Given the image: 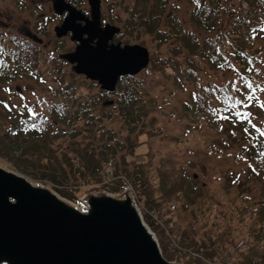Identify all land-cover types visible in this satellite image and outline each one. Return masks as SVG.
<instances>
[{"label":"trees","instance_id":"trees-1","mask_svg":"<svg viewBox=\"0 0 264 264\" xmlns=\"http://www.w3.org/2000/svg\"><path fill=\"white\" fill-rule=\"evenodd\" d=\"M170 2L171 0H130L129 5H125L126 17L123 19L122 32L130 36L147 35L156 44L168 48L167 52H156L150 56L148 67L140 73L147 80L138 79V75L123 77L114 93L100 91L99 95H91L88 101L82 103L76 98L78 88L74 83V75L71 73L67 80L62 71L63 61L58 57L52 59L54 72L50 68L48 72L54 77L59 89L56 92L57 101L50 104L51 117L33 115L19 127L0 135V152H4L0 154L8 156L12 152L11 148L20 149L24 143L26 149L30 145L32 153L23 155L27 156L23 162L28 163V166L24 163L18 165L15 160L13 166L24 167L25 174L32 175L37 181L59 186V177L69 180L64 169L65 164L58 161L54 155L57 150L52 149L53 146L43 151L35 142L45 143L48 140L51 143L57 138L66 137L73 142L71 152L75 153L78 164L75 171L80 172L75 179L81 177L87 181H98L103 175L104 166L110 164L111 178L119 183L123 182L122 179L131 183L140 200L143 195L146 197L149 210L160 209V204L170 201L171 198L194 200L196 195L202 194L194 178H191L190 183V176L176 177L174 173L171 174V170L162 167L158 169L157 177L161 186L168 189L170 199L167 200L161 195L162 199L158 201L156 189L153 195V190L149 187L145 191L147 195L139 193L138 184L141 181L149 182L150 175L142 170L144 163L131 161V157L137 148L139 137L150 134L149 128L155 126L154 132L158 134L157 119L152 117L147 120L150 106L145 101L143 89H153L150 79L160 73L180 88L192 87L184 104L189 130L207 126L217 133L229 132L232 139L220 142L225 146L237 144L246 154L248 173L253 180L264 185V135H261L264 127L253 121L255 116H258L256 118L260 124L261 118L264 119V59L262 47L259 46V42L264 40V0H236L235 12L229 14H225V10L221 12L220 7L224 0H188L191 10L183 19L170 13ZM122 3L120 1V5ZM0 34V82L13 80L18 74L16 66L26 67L25 70L31 73L32 65L39 62V52L28 47L26 43L24 45L27 49H16L8 44L9 40L5 42V36ZM10 39L13 46L19 40ZM228 71L231 73L228 74ZM217 72L230 78L224 84H219L213 80L212 75ZM32 76L38 75L34 73ZM202 78H206L204 85L200 83ZM153 81L158 85V81ZM113 94L117 96L114 105L105 107L100 113L95 112L98 105L103 104ZM106 111L127 129L129 135L126 139H115L113 143L110 138L103 139L108 130L105 129V124L102 125L103 115H100L102 112L106 114ZM80 120L83 125L78 123ZM236 134L242 136L243 143L231 142ZM11 135H20L23 141L18 137L11 140ZM210 146L213 147L212 144ZM213 150L216 152L218 149ZM33 157L37 159L33 161ZM34 162L38 164L35 165ZM31 165L35 169L42 167V170L33 174L28 171ZM109 189L117 191L116 187ZM261 207L263 206L257 209L256 218L254 216L251 219L261 221V227L254 229L252 240L244 243L250 250L244 262L237 264H264V207L263 210ZM145 221L156 234L168 260H173L174 250L168 251V247L172 246L181 247L185 251L180 256L187 259V264H208L209 260L220 264V259L217 258L222 256H219L217 250L209 248L205 240L182 236L179 228L172 229L165 221H155L152 216L145 215ZM173 230L175 233H172ZM167 232L169 236L173 235V244V240L167 237Z\"/></svg>","mask_w":264,"mask_h":264},{"label":"rangeland","instance_id":"rangeland-1","mask_svg":"<svg viewBox=\"0 0 264 264\" xmlns=\"http://www.w3.org/2000/svg\"><path fill=\"white\" fill-rule=\"evenodd\" d=\"M43 1L47 2V0H28L29 10H24L22 7L14 5L12 0H0V28L11 24L13 26L12 35L19 33L18 29L25 26L24 22H29V24L33 25L41 14L47 12V10L38 5ZM120 1L123 2L121 5ZM234 1L236 0H224L223 4H226L224 6L223 4L221 5V12L222 10H225V14L235 12ZM129 2L130 0H103V7L101 8V13L104 14L103 18L110 21L111 18L115 17L116 19L119 17L124 21L123 19L126 17L125 5H129ZM18 4H20L19 0ZM190 10L191 4H189L188 0H171L170 2V13L176 14L180 19L186 18ZM119 26L122 27V24H119ZM3 35L5 36V42L9 40L8 44H10V34ZM17 37L19 36L17 35ZM42 37L44 46L33 45L31 47L40 54L38 64L32 65L33 72L26 71V67L16 66L15 70L18 73L16 77L9 82H0V135H3L9 129L19 127L22 122L33 115L43 114L48 118L51 117L50 104L57 101L56 92L59 87L55 83L54 77L49 74L48 69L50 68L49 70L53 71L51 60L57 59L58 54L68 51L69 48L68 44L61 47L55 40L48 44L51 38L46 34H42ZM18 39L15 41L16 45H12V47L27 49V46L24 45L25 40L20 37ZM114 43H120L122 46H142L148 50L150 56L156 52L168 51L167 47H161L147 35L130 36L122 33L116 37ZM22 44L24 46L20 47ZM259 46L262 47L264 59V40L259 42ZM61 66L67 80L71 77V73L74 75V83L78 88L76 98L80 102L85 103L91 95L97 96L100 94L101 90L96 83L86 80L83 76H77L72 71V68L64 62L61 63ZM34 73L38 76L33 77ZM227 73L230 74L231 72L228 71ZM212 75L214 77L213 80L219 82V84H224L230 78L220 72ZM137 77L138 79H148L140 73ZM153 79L158 81L159 86L156 85ZM150 80L154 88L148 89L146 87V89H143V93H145V101L150 106L147 120L152 117L157 119L158 134L154 132L155 126L154 128H149L148 133L150 134L146 133L147 135L139 137L137 148L133 157H131V161L144 163L141 167L142 170L151 176H149V182L141 181L138 184L139 193H142V195L146 194V188L149 187L153 190V195L156 189L157 192L155 193L158 201L162 199L161 195L168 200V189H164L161 186L157 177L158 169L162 167L171 170V174L174 173L176 177L190 176V183L191 178L195 177V183L198 188H201L202 194L200 196L195 194L194 200L169 198L170 201L160 204V209L149 210L146 206V197L143 195L142 200H140L137 191L131 183L126 179H122L123 182L119 183L118 180L111 178L109 172L112 171V167L110 164L104 166L103 175L100 176L101 179L98 181H93L94 179L87 181L81 177L75 179V176H78L77 173L80 172L75 171L78 164L75 160V153L71 152V143L73 142L66 137L57 138L51 143L48 140H45V143L35 142L38 143L39 149L43 151L53 146L52 149L57 150L54 155L58 158V161L65 164L64 169L67 171L69 180L65 181L59 177L61 181L59 186L44 181H37L32 175L25 174L24 167L17 166L18 168H16L13 166V160L18 165H21L24 163L23 159L32 153L29 148L30 145L25 149L24 143L23 145L20 144V149L11 148L10 151L12 152L8 156L1 155L4 152H0V167L43 184L74 204L92 192L101 191L112 195H120L128 188L143 215L144 221L145 215L148 217L152 216L155 221H165L169 227L179 228L182 236H194L205 240V244L209 248L217 250L219 256H222L217 258L220 259V264L244 262V258L250 250L248 246H244V243L251 241L253 237L252 231L261 227V221H251V219L254 216L256 218V212L260 206L264 207V185L257 180H253L248 173L249 167L246 154L237 144L225 146L220 142L232 139L229 136V132L217 133L207 126L189 130L185 119L187 114L185 115L184 104L192 91L191 86L180 88L171 83L167 77H162L160 73L155 74ZM205 82L206 78L200 80L202 85ZM114 95H111L108 100L116 101L117 96L115 97ZM104 108L102 104L98 105L95 112L100 113L99 111H103ZM100 116H102V121H104L102 125L105 124V129L108 130L104 134L103 139L110 138L113 143L115 139L122 141L127 138L129 135L127 129L123 128V125L116 121L113 116L111 118L108 111H106V114L102 112ZM256 117L258 116H255L253 121L264 127V119L261 118L262 124H260ZM78 123L80 125L84 124L82 120ZM262 131L264 133V129ZM9 137H11V140H15L18 137L23 141L20 135H11ZM241 138V135L236 134L231 142L243 143ZM213 148L218 150L215 152ZM34 159L36 160L37 158L33 157V161ZM34 163L35 165L38 164V162ZM43 163H46L45 160H43ZM24 164L28 166V163ZM72 165L74 168H72ZM41 168L35 169L34 165H31L28 171L34 174L36 171L42 170ZM110 187H116L117 191L110 190ZM160 189L163 190L160 191ZM71 196L72 198H68ZM263 207H261L262 210ZM242 219L244 221H241ZM172 233H175V231L173 230ZM167 237L173 240L171 242L173 244V235L169 236V232H167ZM177 248L179 250H176ZM177 248L169 246L168 251L174 250L173 260H168L164 256L165 259L179 264H187V259L180 256L185 251L181 247ZM208 264L218 263H212L209 260Z\"/></svg>","mask_w":264,"mask_h":264},{"label":"water","instance_id":"water-1","mask_svg":"<svg viewBox=\"0 0 264 264\" xmlns=\"http://www.w3.org/2000/svg\"><path fill=\"white\" fill-rule=\"evenodd\" d=\"M52 2L58 14L69 13L55 32L58 38L75 34V51L63 56L75 74L113 93L120 78L147 68L146 48L109 44L119 29L100 27V0L88 1L91 19L84 25L76 24L83 21L82 14L64 0ZM0 264L179 263L165 259L128 188L120 195L92 192L74 204L43 184L0 167Z\"/></svg>","mask_w":264,"mask_h":264},{"label":"flooded vegetation","instance_id":"flooded-vegetation-1","mask_svg":"<svg viewBox=\"0 0 264 264\" xmlns=\"http://www.w3.org/2000/svg\"><path fill=\"white\" fill-rule=\"evenodd\" d=\"M13 4L18 7H22L24 10H29V2L28 0H19L18 4V0H12ZM30 1V0H29ZM89 0H64V2L69 5L71 8H73L74 10L80 12L83 17V21L81 20H77L76 24H80V25H84L86 19L89 20L91 19V14H90V6L88 3ZM40 7H42L44 10H47V12L45 14H41L38 18L37 21L34 22V24H29V22H24L25 26L23 28H19V33L17 34H12L13 33V26L10 24H8L7 26H2L0 28V33L2 34H10L9 38H17V35L22 38L23 40H25L24 42L26 43V45L28 47H32L34 46H44V39L42 37V34H46L47 36H49L51 39V41L48 44H51V42L53 40H55L56 42H58L61 47H63L65 44H68V51H64L60 54H58L59 59L61 57H63L64 55L74 52L75 51V47L77 45V42H75V34H73L72 32H67L66 35L62 36V37H57L56 36V32H55V28L60 27L63 22L65 21V19L68 16V12L67 11H63L61 14H58L57 12H55L54 7H53V2L52 0H47V2L45 3V1H43L42 3L38 4ZM103 7V0H100V27L103 28L106 25H111V26H116L120 29L119 33L115 34L113 36V39L111 42H109V44H120V43H114L116 37H118L119 35H121L122 32V27L119 26V24H123V21L121 20V18L117 17L115 19V17L109 21L108 19H104L103 15L101 13V8ZM21 8V10H22ZM15 22V20H14ZM119 23V24H118ZM74 25V31H75V22H73ZM21 34V35H19ZM84 38H86V36H83ZM37 38L38 40H40V42H36L33 39ZM96 40H93V42L91 44H95ZM119 42V41H118ZM12 43V42H11ZM61 60V59H60ZM66 65L70 66L69 64L66 63ZM72 68V65L70 66Z\"/></svg>","mask_w":264,"mask_h":264},{"label":"snow or ice","instance_id":"snow-or-ice-1","mask_svg":"<svg viewBox=\"0 0 264 264\" xmlns=\"http://www.w3.org/2000/svg\"><path fill=\"white\" fill-rule=\"evenodd\" d=\"M249 87H251V86H249ZM261 135H264V133H261Z\"/></svg>","mask_w":264,"mask_h":264}]
</instances>
